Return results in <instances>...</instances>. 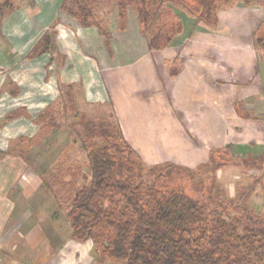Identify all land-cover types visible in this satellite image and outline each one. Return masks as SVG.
<instances>
[{
    "label": "crops",
    "instance_id": "0c3cea01",
    "mask_svg": "<svg viewBox=\"0 0 264 264\" xmlns=\"http://www.w3.org/2000/svg\"><path fill=\"white\" fill-rule=\"evenodd\" d=\"M9 1L14 9L0 21V264L67 261L61 258L65 241H51L58 236L48 211L55 200L28 159L39 139L36 121L48 108L61 106L63 86L73 87L79 114L84 113L78 100L100 107L112 102L124 139L139 156L151 157V165L170 162L192 169L191 160L201 166L211 152L223 150L222 139L241 134L254 145L264 136L262 6L233 1L217 11L214 26L173 7L181 30L157 50H149L146 40L129 41L111 32L108 51L94 27H82L66 15L55 50L30 58L43 35L65 17L63 0ZM193 21L197 26L190 30ZM226 103L235 111L228 122L221 118ZM254 106L252 113L248 109ZM186 130L202 151L180 138ZM257 156L248 158L262 162L264 155ZM42 217L53 228H44Z\"/></svg>",
    "mask_w": 264,
    "mask_h": 264
},
{
    "label": "trees",
    "instance_id": "16d2710c",
    "mask_svg": "<svg viewBox=\"0 0 264 264\" xmlns=\"http://www.w3.org/2000/svg\"><path fill=\"white\" fill-rule=\"evenodd\" d=\"M115 1L117 29H123L126 12L133 8L149 50L164 48L181 30L173 7L214 26L217 11L233 2ZM259 5L264 8V0ZM13 9L9 0L0 3V21ZM61 10L84 27L94 26L111 50L107 25L98 20L103 9L97 0H64ZM55 36L54 31L46 32L29 57L54 51ZM63 89L61 106L48 108L36 124L40 138L60 127L58 114L77 116L76 124L64 125L77 129L86 164H70L65 156L41 175L44 188L59 206H66L71 240H90L93 254L102 264H264V218L240 205L235 207L237 215H229L220 205L197 197L199 182L195 177L220 167L216 161L220 150L211 152L209 164L195 170L170 162L145 166L117 124L79 114L73 87Z\"/></svg>",
    "mask_w": 264,
    "mask_h": 264
},
{
    "label": "rangeland",
    "instance_id": "374dc122",
    "mask_svg": "<svg viewBox=\"0 0 264 264\" xmlns=\"http://www.w3.org/2000/svg\"><path fill=\"white\" fill-rule=\"evenodd\" d=\"M27 1L28 0H23L22 3H27ZM233 1L241 2L243 0ZM247 1H250V3L248 4H251L252 6H260V0ZM97 3L100 4L103 9V11H101V13L98 15V20L103 21V25H107L106 30L109 32L111 39V32H113L114 34H116V36L118 35L123 38L126 37V39L129 41H134V39L136 38L140 42L145 40L139 28L136 13L133 8L129 9L126 12L123 29H115L112 31L110 27L114 26L115 24V28H117L118 21L116 16V1L97 0ZM174 8L176 12H178V8ZM182 12L180 11V15L183 17L186 14ZM63 15L65 17H60V19L57 20V22L52 26L53 30H51L54 31L58 36H60V34L64 35V29L59 31L58 33L59 28H61V26L59 25L61 19L62 21L68 22L66 19V15H69L65 11H63ZM192 18L193 20L196 19L194 17ZM76 22L79 23L78 21ZM197 22H192V24L190 25V30L193 29V27L197 26ZM51 31L48 30V32ZM97 32L99 33L98 30ZM101 38L103 39L102 36ZM142 47L143 46L141 45L136 48L138 49V51H141ZM123 48L127 49L125 45ZM60 91L65 92L66 90L62 87ZM58 104L61 105V101L58 102ZM226 104L223 107L221 118L223 119V121L228 122V120H231V118L235 116V111L234 108L232 109V106L230 104ZM76 106L80 113H84L86 115L87 119H103L119 126L117 118L115 116V108L112 102H109L108 105L100 107L85 105L82 102H79L78 100V102H76ZM248 110L253 113L256 110V107H249ZM64 122H68V124L71 125L76 124L77 116H74V113H65L64 115L58 114L56 116V123H58L60 127L58 129L53 130V132H49L48 134L36 140L37 145L34 146V150L28 158L31 162V165H33V167L35 168L34 174H43L44 171L47 170V168L54 162V160L56 158H61V156H66V158L68 157V159L70 160V164H79L82 166L86 164L85 153L80 147L78 135L75 132L77 131V129L74 127L75 131H73V126H70V129L64 125ZM260 126L263 127L262 125ZM120 131L122 134L121 128ZM263 137H261L260 140H253L255 141V143H253L254 145L249 142V140H251V137L250 139L247 137L244 138L241 134H238L237 137L232 140L222 139L221 149L223 150H220L221 154L216 155V161L219 162L220 167L216 169V171H214L213 173L212 170L204 171L202 173H198V175H196L195 177V179L199 182L197 189L199 195L201 196L200 197L199 195H197V197L201 198L207 203L210 202L213 206L220 205V207L225 208L223 210H225L229 215H237V210L235 209V207L236 205H240L241 207L248 209L255 215L264 218V158L263 161L260 162V164L262 165V170L260 171H258L256 168V164L258 163L256 162V160L259 159L256 158L254 160H251L248 158L249 154H256L259 157L264 155H259L261 153H264ZM180 138L183 139L195 150H203V146H200L196 142V140L193 139V137L188 133L187 130L181 133ZM59 154L63 155H60L59 157ZM139 157L142 159L145 166H152L151 164H149V161L152 160L151 157ZM202 158L203 157L198 158V160H201ZM158 159L159 158H157V160ZM186 160H189V158H186ZM195 160L196 158L191 160V162L189 163V166L192 165L190 168H192L193 170L199 167V164H192L193 162H195ZM203 162L209 164V158L207 157ZM253 162L255 163L253 164ZM178 165H181V167L183 166L182 164ZM251 165H253V167ZM73 194L74 191L71 193V195ZM31 207H33V205H31L30 208ZM48 211L52 213V224L56 225L54 228L58 232V236L51 237L52 243L60 244L62 240L65 241V244L60 247L62 251L61 258L67 260L65 264H86L88 260L91 262V264H102L99 261L98 257L93 254V245L90 240L86 242H76L70 239V233H68V230H70V228L68 225V221L65 217L66 206L64 204H61L59 206L57 201H54L49 206ZM41 221L44 228L49 230L50 228H53L48 225L47 219H43L42 217ZM30 224H34V221L32 220L27 222L26 227L28 228ZM81 254H83L84 257Z\"/></svg>",
    "mask_w": 264,
    "mask_h": 264
}]
</instances>
